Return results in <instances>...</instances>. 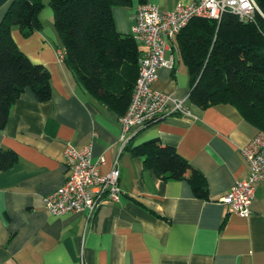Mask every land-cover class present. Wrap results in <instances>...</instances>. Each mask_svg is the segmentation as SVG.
Returning a JSON list of instances; mask_svg holds the SVG:
<instances>
[{
	"label": "crops",
	"instance_id": "0c3cea01",
	"mask_svg": "<svg viewBox=\"0 0 264 264\" xmlns=\"http://www.w3.org/2000/svg\"><path fill=\"white\" fill-rule=\"evenodd\" d=\"M128 1L112 9L123 35H131L143 4L169 13L178 3L195 0ZM6 8L0 9V21ZM47 8L39 16L42 30L29 37L11 31L17 49L48 70L51 98L39 102L26 89L0 131V151L18 158L0 172V264H264V181L256 186L248 217L220 202L247 178L241 150L258 130L231 105L200 109L188 103L189 77L175 37L166 41L163 54L173 59V68L158 71L153 89L184 101L188 113H175L169 104L164 117L136 131L122 147L121 116L89 96L57 59L60 42ZM149 140L175 148L203 175L204 197L185 179L162 181L144 168V159L131 149ZM67 144L77 150L89 146L92 159L102 157V174L118 167L123 191L118 202L101 206L91 217L51 215L44 209L42 198L65 182Z\"/></svg>",
	"mask_w": 264,
	"mask_h": 264
},
{
	"label": "trees",
	"instance_id": "16d2710c",
	"mask_svg": "<svg viewBox=\"0 0 264 264\" xmlns=\"http://www.w3.org/2000/svg\"><path fill=\"white\" fill-rule=\"evenodd\" d=\"M262 16L244 23L231 13L219 21L195 18L176 36L180 59L188 73V103L200 109L233 106L258 131H264V0H255ZM128 0H48L63 63L76 83L104 108L122 116L138 76L142 51L132 35L117 32L114 7ZM43 0H13L0 21V131L20 95L30 89L39 102L50 100L48 70L19 51L11 31L23 37L42 30ZM163 180H187L198 197L205 196L203 175L175 148L158 140L131 149ZM17 156L0 151V172L10 169Z\"/></svg>",
	"mask_w": 264,
	"mask_h": 264
},
{
	"label": "built area",
	"instance_id": "2783aa9c",
	"mask_svg": "<svg viewBox=\"0 0 264 264\" xmlns=\"http://www.w3.org/2000/svg\"><path fill=\"white\" fill-rule=\"evenodd\" d=\"M255 0H195L178 3L173 11L163 12L151 4L139 6L135 12V23L131 35L140 42L144 50L138 60L139 71L133 87L129 105L118 119L119 142L122 147L132 139L136 131L164 117L169 104L175 113L187 114L184 101L153 89L162 68L172 69L173 59H166V41L178 36L195 18L219 21L224 13L234 14L241 22H254L262 16ZM57 59L63 61V51L57 50ZM241 153L249 172L245 180L237 181L229 193L220 199L227 209L241 217L250 215L256 186L264 181V131L257 134L242 148ZM66 179L60 187L44 196V209L51 215L84 213L91 217L103 205L116 203L123 191L119 186L120 171L115 165L112 171L102 174L99 166L104 165L102 157L92 159L90 147L77 150L67 144L63 152Z\"/></svg>",
	"mask_w": 264,
	"mask_h": 264
},
{
	"label": "water",
	"instance_id": "95a60500",
	"mask_svg": "<svg viewBox=\"0 0 264 264\" xmlns=\"http://www.w3.org/2000/svg\"><path fill=\"white\" fill-rule=\"evenodd\" d=\"M13 0H0V9L4 6H7Z\"/></svg>",
	"mask_w": 264,
	"mask_h": 264
},
{
	"label": "rangeland",
	"instance_id": "374dc122",
	"mask_svg": "<svg viewBox=\"0 0 264 264\" xmlns=\"http://www.w3.org/2000/svg\"><path fill=\"white\" fill-rule=\"evenodd\" d=\"M43 4H44V2H43ZM46 7H48L47 9H50L48 3H47L46 5L44 4V7L42 8L41 13H40V15H39V16L42 17V18H43V15H44L43 13H44L45 10H46V9H45Z\"/></svg>",
	"mask_w": 264,
	"mask_h": 264
}]
</instances>
